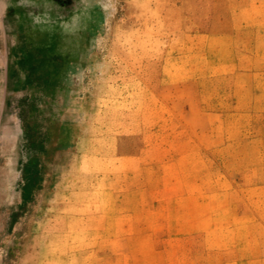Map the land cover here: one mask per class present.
<instances>
[{"label": "rangeland", "instance_id": "rangeland-1", "mask_svg": "<svg viewBox=\"0 0 264 264\" xmlns=\"http://www.w3.org/2000/svg\"><path fill=\"white\" fill-rule=\"evenodd\" d=\"M0 264H264V0H0Z\"/></svg>", "mask_w": 264, "mask_h": 264}]
</instances>
